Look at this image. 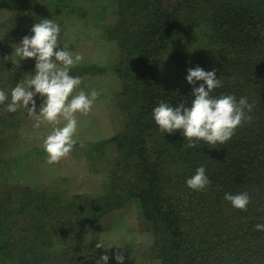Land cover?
<instances>
[{
    "label": "trees",
    "instance_id": "trees-1",
    "mask_svg": "<svg viewBox=\"0 0 264 264\" xmlns=\"http://www.w3.org/2000/svg\"><path fill=\"white\" fill-rule=\"evenodd\" d=\"M115 4L103 30L118 48L113 98L123 127L95 148L102 156V146L113 147L107 187L95 198L7 193L0 199V264H91L112 255L117 249H97L92 237L105 213L130 201L153 235L159 264H264V231L255 229L264 224V0ZM196 66L217 70L222 86L212 96L247 97L254 105L251 121L216 148L204 141L186 148L183 130L163 133L153 118L161 101L191 105L186 76ZM200 166L211 180L204 192L186 185ZM243 192L251 197L246 211L224 199Z\"/></svg>",
    "mask_w": 264,
    "mask_h": 264
},
{
    "label": "rangeland",
    "instance_id": "rangeland-1",
    "mask_svg": "<svg viewBox=\"0 0 264 264\" xmlns=\"http://www.w3.org/2000/svg\"><path fill=\"white\" fill-rule=\"evenodd\" d=\"M115 2L0 0V90L8 94V100L0 104V199L7 193L13 196L21 188V191H42L57 198H95L105 191L114 155L113 147L102 146V156H97L96 151L101 149L95 151V148H99L96 143L123 127L113 98L120 88V79L111 66L117 61L118 48L115 39L111 40L103 30L114 21ZM45 18L60 25V47H68L74 56H83V60L70 70V75L83 78L77 92L83 90L90 94L95 89L100 93L87 115L75 114L78 134L74 139L77 144L59 165L47 163L43 141L55 127H62L65 121L62 118L59 123L45 121L37 128L34 127L35 118L28 116L27 109L20 107L14 113L5 110L16 84L35 74L34 59L13 64L14 49L24 36L32 35L34 23ZM5 57L8 59L5 60ZM35 99L38 113L42 101L39 95ZM81 142L83 147L80 146ZM124 204L99 219L92 240H99L107 249L118 251L117 247L121 248L119 250L125 255L124 264H159L158 260L153 259V235L138 215L136 204L133 201ZM84 207L91 206L85 204ZM79 251L81 254L82 249ZM92 253L88 259H91ZM106 255L109 256L108 264H117L114 254ZM93 259L91 264H97L99 258Z\"/></svg>",
    "mask_w": 264,
    "mask_h": 264
},
{
    "label": "clouds",
    "instance_id": "clouds-1",
    "mask_svg": "<svg viewBox=\"0 0 264 264\" xmlns=\"http://www.w3.org/2000/svg\"><path fill=\"white\" fill-rule=\"evenodd\" d=\"M31 32L32 35L24 36L14 49L15 59L12 62L19 64V61L34 59L35 74L16 84L11 90V101L5 110L14 113L20 107L27 109L28 116L35 118L34 127L37 128L45 121L59 123L60 118L65 121L62 127H55L43 141L47 163L59 165L77 144L74 139L78 134L75 114L87 115L100 93L95 89L90 94L83 90L77 92L83 78L70 75V70L83 60V56H74L68 47H60L61 28L57 22L48 18L42 19L39 23H34ZM216 71H205L199 66L188 69L186 80L193 88L190 106L180 103L173 107L161 101L153 109L154 121L161 132L173 134L176 130H183L182 135L187 141L184 145L186 148H195L199 141H204L210 148H216L217 144H226L239 127L252 119L249 113L254 105L248 102L247 97H241L237 101L231 94L219 97L211 95L214 89L222 86ZM198 81L203 83L197 86ZM37 95L42 101L38 113L35 99ZM7 100L8 94L0 90V104ZM80 146H84L82 142ZM186 185L196 192L208 190L211 180L206 175V168L198 167L195 174L186 180ZM224 199L241 211H246L251 202L247 192L236 195L226 193ZM255 229L264 231V224L255 225ZM95 247L100 249L103 245L98 242ZM117 248L114 259L117 264H124V252ZM108 260V255H101L97 264H108Z\"/></svg>",
    "mask_w": 264,
    "mask_h": 264
},
{
    "label": "crops",
    "instance_id": "crops-1",
    "mask_svg": "<svg viewBox=\"0 0 264 264\" xmlns=\"http://www.w3.org/2000/svg\"><path fill=\"white\" fill-rule=\"evenodd\" d=\"M107 138V137H106Z\"/></svg>",
    "mask_w": 264,
    "mask_h": 264
}]
</instances>
